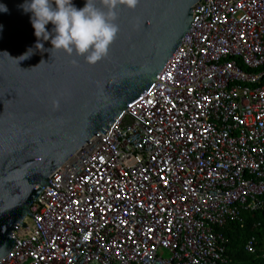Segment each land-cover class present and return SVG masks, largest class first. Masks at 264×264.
Returning a JSON list of instances; mask_svg holds the SVG:
<instances>
[{
	"label": "built area",
	"instance_id": "obj_1",
	"mask_svg": "<svg viewBox=\"0 0 264 264\" xmlns=\"http://www.w3.org/2000/svg\"><path fill=\"white\" fill-rule=\"evenodd\" d=\"M58 169L0 264H229L217 230L264 214V0H200L149 91Z\"/></svg>",
	"mask_w": 264,
	"mask_h": 264
},
{
	"label": "water",
	"instance_id": "obj_2",
	"mask_svg": "<svg viewBox=\"0 0 264 264\" xmlns=\"http://www.w3.org/2000/svg\"><path fill=\"white\" fill-rule=\"evenodd\" d=\"M199 1L139 0L135 10L119 8L117 38L92 66L52 51L50 40L37 49L32 14L21 7L26 0H0L8 10L0 11V260L58 168L149 91L190 30ZM85 3L73 0L78 9ZM46 28L53 33L51 23Z\"/></svg>",
	"mask_w": 264,
	"mask_h": 264
},
{
	"label": "clouds",
	"instance_id": "obj_3",
	"mask_svg": "<svg viewBox=\"0 0 264 264\" xmlns=\"http://www.w3.org/2000/svg\"><path fill=\"white\" fill-rule=\"evenodd\" d=\"M138 4L139 0H86L85 6L78 9L73 0H26L21 7L25 13L32 14L37 49L44 47L40 41L50 40L52 51L82 57L87 64L95 66L107 58L120 31L118 9L126 7L135 10ZM0 11L8 10L0 5ZM49 23L54 26L53 33L46 28ZM31 52L29 49L23 58L26 59ZM72 64L78 66L76 60ZM52 106L58 110L59 100H53Z\"/></svg>",
	"mask_w": 264,
	"mask_h": 264
},
{
	"label": "trees",
	"instance_id": "obj_4",
	"mask_svg": "<svg viewBox=\"0 0 264 264\" xmlns=\"http://www.w3.org/2000/svg\"><path fill=\"white\" fill-rule=\"evenodd\" d=\"M243 222H233L217 231L226 238V256L229 264H264L258 253L250 254L245 250L247 240L255 236L258 246L264 240V214L262 212H245Z\"/></svg>",
	"mask_w": 264,
	"mask_h": 264
}]
</instances>
